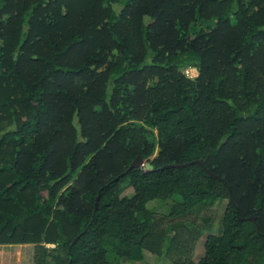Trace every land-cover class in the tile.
Here are the masks:
<instances>
[{
    "label": "trees",
    "instance_id": "16d2710c",
    "mask_svg": "<svg viewBox=\"0 0 264 264\" xmlns=\"http://www.w3.org/2000/svg\"><path fill=\"white\" fill-rule=\"evenodd\" d=\"M145 251L264 264V0H0V264Z\"/></svg>",
    "mask_w": 264,
    "mask_h": 264
},
{
    "label": "rangeland",
    "instance_id": "374dc122",
    "mask_svg": "<svg viewBox=\"0 0 264 264\" xmlns=\"http://www.w3.org/2000/svg\"><path fill=\"white\" fill-rule=\"evenodd\" d=\"M185 69H182V70L188 78H193V77L197 76V74H198L197 70L193 69L192 67L188 68L189 69L188 74L185 73ZM226 204H227L226 199H223L220 201L216 200L212 204H209L205 207H197V208H195V209H193L187 213V215H186L185 219H183V221H184V223H187V224L191 223L192 224V225H188V231H193L194 233H196V229H197L199 231H202V234L199 236H196L197 239L195 240L194 247H193L192 243L190 245H188L187 248H188L189 252L187 251V254L185 253L184 257H183V260H185V263H188L190 261L195 262L198 260V258H200V256L202 255V252L204 251V239H205L204 237L209 232V229L213 230L210 227L218 226V221L224 212ZM146 206L149 209L154 210V212L159 214V215L167 216L170 212L171 202L167 201V202L161 203L160 200L156 199V200H151V201L147 202ZM168 220H171V217H168ZM163 221L166 222V220H163ZM175 221H177V219H175ZM173 233H174V231H171L170 236L173 235ZM184 236H186V235H184ZM47 246H52V245L47 244ZM187 260H188V262H187ZM142 263H146V264H179L177 259L169 260L165 257L156 256L149 251H145V261Z\"/></svg>",
    "mask_w": 264,
    "mask_h": 264
},
{
    "label": "water",
    "instance_id": "95a60500",
    "mask_svg": "<svg viewBox=\"0 0 264 264\" xmlns=\"http://www.w3.org/2000/svg\"><path fill=\"white\" fill-rule=\"evenodd\" d=\"M197 162H199V161H197ZM141 164H143V160L138 156V157H136L135 158V160L130 164V166H129V169L130 168H133V167H136V166H140ZM187 163H183V164H170V165H167V166H170V167H172V166H184V165H186ZM209 174L210 175H212V176H214V174H212V173H210L209 172ZM230 199L231 200H233V198L230 196ZM250 219H254V217L253 216H250L249 217Z\"/></svg>",
    "mask_w": 264,
    "mask_h": 264
},
{
    "label": "built area",
    "instance_id": "2783aa9c",
    "mask_svg": "<svg viewBox=\"0 0 264 264\" xmlns=\"http://www.w3.org/2000/svg\"><path fill=\"white\" fill-rule=\"evenodd\" d=\"M188 71H189V69H188V68H186V69H185V73H186V74H188Z\"/></svg>",
    "mask_w": 264,
    "mask_h": 264
},
{
    "label": "clouds",
    "instance_id": "9594fccd",
    "mask_svg": "<svg viewBox=\"0 0 264 264\" xmlns=\"http://www.w3.org/2000/svg\"><path fill=\"white\" fill-rule=\"evenodd\" d=\"M188 68H189V67H188ZM192 68L196 70V68H194V67H192Z\"/></svg>",
    "mask_w": 264,
    "mask_h": 264
}]
</instances>
